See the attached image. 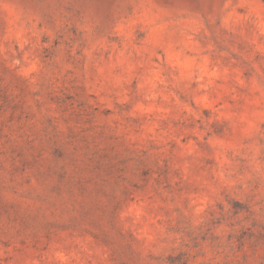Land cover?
I'll use <instances>...</instances> for the list:
<instances>
[{
	"label": "clouds",
	"instance_id": "1",
	"mask_svg": "<svg viewBox=\"0 0 264 264\" xmlns=\"http://www.w3.org/2000/svg\"><path fill=\"white\" fill-rule=\"evenodd\" d=\"M0 264H264V0H0Z\"/></svg>",
	"mask_w": 264,
	"mask_h": 264
}]
</instances>
